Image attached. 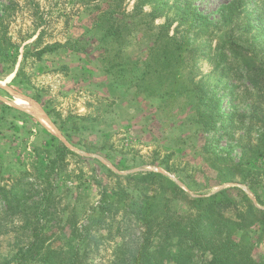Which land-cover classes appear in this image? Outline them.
<instances>
[{"label": "rangeland", "instance_id": "rangeland-1", "mask_svg": "<svg viewBox=\"0 0 264 264\" xmlns=\"http://www.w3.org/2000/svg\"><path fill=\"white\" fill-rule=\"evenodd\" d=\"M0 16L13 43L0 56V264L24 259L35 229L54 236L53 260L43 243L23 263L74 264L65 239L108 188L159 201L164 186L181 214L234 189L249 218L263 216L264 82L248 80L245 61L264 70V0H0ZM47 45L57 48L17 77L25 47ZM145 172L163 178L135 182ZM237 192L234 222L249 207ZM110 217L91 227L77 264H133L142 230L127 211ZM254 229L234 233L237 258L264 264Z\"/></svg>", "mask_w": 264, "mask_h": 264}, {"label": "trees", "instance_id": "trees-1", "mask_svg": "<svg viewBox=\"0 0 264 264\" xmlns=\"http://www.w3.org/2000/svg\"><path fill=\"white\" fill-rule=\"evenodd\" d=\"M3 37H5L4 40H2ZM42 39L43 33H40L38 39L32 45L36 47L42 42ZM232 45L234 48H239L236 43H232ZM12 46V41L8 39L5 20L3 16H0V56L9 58L8 50ZM29 48L28 46L25 47L26 51L23 54L25 63L18 72L17 77L22 75L24 66L30 56L35 57L37 61H41L43 56L54 51L57 45H47L35 53H32ZM245 62L248 80L255 84L260 79L264 82V70H259V67L252 60H246ZM260 71L261 73H259ZM62 149L65 153L69 152L65 146ZM141 175L143 177L135 179V182L143 184L149 182L148 186L158 185L152 182H157V179L163 178L162 175L153 172H145ZM159 189L161 190L157 193L163 194L161 201H158L156 195L154 196L155 201H135L132 196H127L126 193L119 192L116 189L114 191L113 188L103 191L98 208L88 211V224L79 228L75 227L70 237L65 239V258L67 260L70 258L74 264L79 263L80 260L77 257L81 248L84 245H89L91 227L102 223L110 215H116L122 210L127 211L142 230V240L138 250L133 255V264H195L194 250L198 251L199 256L202 255L201 264H258L248 255L245 258H237L241 247L236 236H234L237 230L257 228V230L254 229L255 232L264 234V228L260 227L264 225V211L256 209L258 213H263V216L258 219L249 218L252 205L241 191L228 189L219 191L207 199H191V202L194 203L193 209L188 214H181L179 212L173 213L169 209L170 203L166 199V192L169 189L161 185H159ZM235 192L239 195L242 194V199L246 200L248 202L246 204L249 205L248 210L243 213V219H240L239 222H234L227 216V213L231 211L238 212L241 209V202L231 195ZM112 198H120L123 202L122 207L118 206L114 209V203L116 202H112ZM122 202L117 201L119 204ZM239 214H242V212H239ZM39 224L40 222L37 223L36 228ZM52 237L54 236L51 233L35 229L31 242L23 250L24 259L18 260L17 264L31 259L34 260V256L38 254L40 245L43 243L47 244L48 247L44 249L49 251L45 255V260L50 263L54 257V252L50 251L54 243ZM173 239L180 242L176 244H180L179 252L169 250V247L171 248L174 245L172 243ZM191 256H193V261H191Z\"/></svg>", "mask_w": 264, "mask_h": 264}, {"label": "bare ground", "instance_id": "bare-ground-1", "mask_svg": "<svg viewBox=\"0 0 264 264\" xmlns=\"http://www.w3.org/2000/svg\"><path fill=\"white\" fill-rule=\"evenodd\" d=\"M17 103H18V106H20V105H22V107H24V108H32V106L33 105H31V104H29V103H27V102H25V101H23V100H19V101H17ZM16 103V104H17ZM32 110V109H31ZM38 110V109H37ZM39 111V110H38ZM31 112V111H30ZM37 112V111H36ZM39 113H41V112H39ZM34 114H36L37 115V113H34ZM38 116V115H37ZM40 116H41V114H40Z\"/></svg>", "mask_w": 264, "mask_h": 264}]
</instances>
